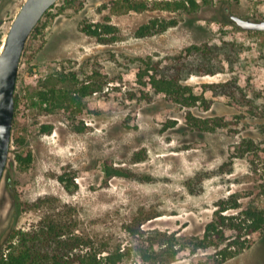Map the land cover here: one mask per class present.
Segmentation results:
<instances>
[{"label":"rangeland","instance_id":"1","mask_svg":"<svg viewBox=\"0 0 264 264\" xmlns=\"http://www.w3.org/2000/svg\"><path fill=\"white\" fill-rule=\"evenodd\" d=\"M23 1L0 0V47ZM69 1L46 11L19 66L0 183L3 247L25 232L69 254L120 247L127 253L117 264H264V229L238 237L225 226L222 239L199 242L230 194L241 205H264L261 170L254 171L264 155L240 145L250 137L264 142V30L240 29L228 17L264 19V0H197L195 11L162 9L157 2L165 0H146L141 11L114 10L116 0ZM151 18L168 26L139 35ZM84 23L113 27L95 36ZM224 41L231 57L202 63L188 55L191 46ZM163 74L178 76L197 101L156 91L149 82ZM83 85L79 106L37 96L46 86L79 94ZM28 153L27 163L18 157ZM237 238L246 239L241 249ZM168 240L173 258L161 250ZM226 245L239 251L222 259Z\"/></svg>","mask_w":264,"mask_h":264},{"label":"trees","instance_id":"2","mask_svg":"<svg viewBox=\"0 0 264 264\" xmlns=\"http://www.w3.org/2000/svg\"><path fill=\"white\" fill-rule=\"evenodd\" d=\"M70 0L69 2H72ZM158 6L162 9H188L195 11L199 7L197 0H165L162 2H157ZM148 7V2L146 0H116V4L112 6V9L119 11L135 10L141 11ZM228 9V6H225ZM38 25V24H37ZM35 26V28L37 27ZM168 26L166 22H159L157 18H151L148 22L143 23L138 28V34L144 35L151 32L155 27H160V29H165ZM111 24H88L84 23L82 26L83 31L87 34L98 36L101 31L110 32L112 29ZM34 28V29H35ZM190 56L197 58L199 62L211 63V60L215 57H231V45L229 41H224L223 44L214 43L209 45L204 43L202 46H191L188 48ZM204 69L212 71L214 65L205 64ZM200 67V68H201ZM141 73H138V78L141 80ZM150 85L158 92H165L172 95L175 101L185 103H195L199 98L195 95L191 87L187 84L180 82L177 76H153L150 80ZM232 83H220V87L230 88ZM235 82H233V85ZM215 87V85L210 84V87ZM236 87V84H235ZM88 91V86L83 85L79 88V94H74L64 88L57 86H46L43 89H39L37 92L38 99L40 103H45L53 105L60 108H69L72 104L81 105L82 97ZM233 95H236V91L230 90ZM15 103H17L15 96ZM187 120L190 124L194 126H200L199 120L196 116L192 115L191 112L187 114ZM207 122V121H205ZM263 143V144H262ZM245 149H251V151L258 152L264 155V142H258L255 138H243L240 143ZM30 153L22 157L19 155L20 159L24 162L30 161ZM259 166H254V171L257 172L258 169L261 170V180L260 183V193L264 199V157L260 162ZM108 173L111 171L119 173L118 170H111L106 167ZM262 191V192H261ZM229 209L231 212H229ZM233 230L239 237L241 233L250 234L255 231L264 229V205L254 204L252 202H246L241 205L235 194H230L227 199H223L218 204V208L214 213V217L205 224L203 234L200 239V243L208 240H219L224 236V227ZM15 236V234L13 235ZM41 237L32 236L30 238L25 237V232L22 233V237L19 238L18 243L11 241L5 247H3L2 242H0V264H117L123 260L126 253L121 250L120 247L108 250L103 247H99L96 250H85L84 252L77 254L64 253L60 249L54 250L52 245H39ZM234 240L233 244L239 245L238 249L244 247L243 241ZM87 244L88 242L85 241ZM232 244V245H233ZM231 245L221 246L219 253L222 255V259H226L229 256L234 255L239 250H231ZM161 250H165L170 255V258L175 256L177 249H174V245L171 240L163 242L161 244ZM104 251V252H103ZM169 258V259H170ZM142 259L149 260L150 256L144 254Z\"/></svg>","mask_w":264,"mask_h":264},{"label":"water","instance_id":"3","mask_svg":"<svg viewBox=\"0 0 264 264\" xmlns=\"http://www.w3.org/2000/svg\"><path fill=\"white\" fill-rule=\"evenodd\" d=\"M58 0H24L14 15L0 47V183L7 166L15 117V88L19 66L30 34ZM230 21L243 30H264V19L228 13ZM0 20V25L2 24Z\"/></svg>","mask_w":264,"mask_h":264}]
</instances>
